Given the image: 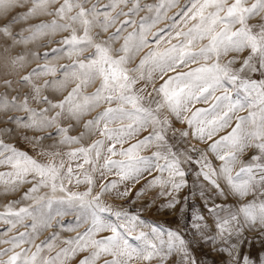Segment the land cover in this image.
<instances>
[{
    "label": "snow or ice",
    "instance_id": "6c2138e0",
    "mask_svg": "<svg viewBox=\"0 0 264 264\" xmlns=\"http://www.w3.org/2000/svg\"><path fill=\"white\" fill-rule=\"evenodd\" d=\"M89 4L90 0H31L27 12L11 22L35 15L52 17L49 22L35 25V32L21 35L19 41L9 25L0 28L14 44L27 43L37 33L66 32L58 42L66 46L72 60L60 67L62 76L42 84L38 79L55 77L57 68L37 66L20 75L16 83L29 85L27 92L13 88L12 79H3L0 122L5 127L0 128V169L4 170L0 171V186L7 193L30 184L24 199L45 201L49 206L59 191L64 195L58 202L86 211L83 223L88 225L75 238L61 241L53 233L36 243L40 231L52 227V218L38 219L28 208L16 211L9 204L0 213V221L9 226L7 232L17 225L31 231L5 233L0 244L8 247L0 248V264H69L81 253L87 254L78 264H165L173 255L179 256V264H197L190 242L179 230L150 225L139 216L102 203L105 193L128 197L143 180L136 198L158 189V196L166 200L160 207L175 209L188 185L185 166L191 169L192 165L197 166V178L207 182L214 194L238 201L234 209L217 204L206 197L202 186L199 195L206 201L216 235H208L210 226L200 212L193 213L192 228L206 242L218 239L224 245L219 250L227 254L225 264H256L241 246L247 242L245 233H257L264 241V79L249 75L259 72L264 76V0H186L183 6L179 0L146 5L140 0H110L103 6L97 0ZM20 6L19 0H0V16H11ZM175 8L179 11L169 16ZM144 9L154 12L151 23L142 18L138 30L122 38L136 24L131 17ZM122 16L126 19L120 20ZM164 20L170 21L166 28L151 32ZM150 32L156 48H149ZM162 44L167 47L161 50ZM145 48L149 51L131 67ZM58 51L61 49H53ZM25 61L23 55L5 56L0 66L14 71L23 69ZM192 64L197 66L190 67ZM48 89L62 98L45 95ZM241 111L246 115H237ZM174 121L185 129L174 128ZM77 126L82 131L71 135ZM16 129L34 133L23 138L42 159L7 142ZM169 133L186 146L178 149ZM86 137L99 138L84 145ZM189 138L207 147L198 148ZM45 140L53 143L45 146ZM210 155L220 162L218 166ZM79 170H83L82 177ZM97 172L104 182L94 192L97 182L93 174ZM108 175L117 179L108 180ZM73 181L75 186L86 184V190L72 191L68 185ZM41 188L53 195L39 196ZM184 199L186 202L187 197ZM106 212L115 215L117 222L105 220L102 214ZM27 219L32 220L31 225L24 224ZM138 228L141 230L133 235ZM105 232L110 235H101Z\"/></svg>",
    "mask_w": 264,
    "mask_h": 264
},
{
    "label": "rangeland",
    "instance_id": "374dc122",
    "mask_svg": "<svg viewBox=\"0 0 264 264\" xmlns=\"http://www.w3.org/2000/svg\"><path fill=\"white\" fill-rule=\"evenodd\" d=\"M22 6L17 7L11 16L4 17L0 16V28L9 25L10 31L13 33V36L16 40H21V35L24 37H28L35 32L34 26L40 24L42 22H49L52 17L43 16V15H35L28 17L26 19H19L17 18L15 22H11L13 17H19L27 12V9L31 5V0H19ZM97 0H90L91 3H96ZM110 0H99L101 6L104 4L109 3ZM159 0H140L141 5L146 4H156ZM180 5L183 6L186 3V0H179ZM90 4L88 6H90ZM131 3L129 4V7ZM127 8H124V11H127ZM179 11V8L172 9L168 15H173L174 12ZM154 17V12H149L147 9L140 11L137 15L132 16L131 19L136 21V24L132 27L127 28V30L122 33L123 36H126L128 32L138 30L139 23L142 18H148L147 23H151V19ZM120 20L126 19V17H120ZM170 23L168 20H164L155 25L151 29V32H156L161 28H166L167 25ZM119 26V22L117 25ZM98 31V29H96ZM114 31V28L109 29V32ZM151 32L148 34L149 40V48H156L157 45L153 42V37ZM167 33L165 32L164 35ZM68 35L66 32H57L55 34L52 33H37L34 39H30L27 43L19 42L13 43L12 37H6L3 33H0V65H2L3 58L5 56L9 58H14L18 55H23L26 57L25 67L23 69L17 68L14 71L12 70H5L2 66H0V93L5 92V87L3 85V79L9 78L13 80V88H22L23 92H27L29 89V85H19L16 83V80L19 78L20 75H25L30 72L33 68L37 66H44L48 65L50 67L57 68L56 76H42L38 79L39 83H43L44 80H55L62 76L60 71V67L62 65H68L72 62L69 59L66 51V46L62 45L58 41L62 40L64 36ZM105 36L108 34L105 33ZM123 42L121 39L117 42L116 47ZM175 43V41H173ZM167 47L166 44H162L160 46L161 50ZM5 48L8 49V52L5 53ZM149 48L143 49L138 55L135 56L131 67H135L139 60L143 57V55L149 51ZM53 49H61V51L53 52ZM48 53L47 58L44 57V54ZM35 54V55H34ZM88 55V53H85ZM72 59H75L73 57ZM197 65L192 64L190 67H196ZM234 67H239V64L234 65ZM187 71L188 69H183ZM8 71H12V74L9 76L7 73ZM252 79H264V76H261L259 72L250 73L249 74ZM94 88H89L88 91H93ZM11 93L12 89H8ZM45 95H48L50 98L53 99H60L62 98L60 94L53 92L51 89L45 90ZM66 94V92L64 93ZM220 93H217L219 95ZM233 99H236V93H231ZM242 95V93H241ZM211 103V102H210ZM34 107H38L37 105H33ZM197 107H209V104H198ZM22 115V114H21ZM95 115V112L92 113ZM237 115H246L245 111L239 112ZM90 118V117H89ZM174 128L184 130L185 125L180 124L179 122L174 121L173 124ZM5 127L4 123L0 122V128ZM14 127V126H13ZM230 129H226L229 131ZM82 131L80 126H77L70 134L71 135H78L79 132ZM27 134L28 136L34 135L31 131L25 132L24 130L16 129L10 136L7 137V142L15 145L17 149L21 151L27 152L29 155L33 156L36 159H42L37 155V153L33 150V147L30 143H28L23 136ZM223 135L224 133H220ZM143 135V134H142ZM99 137H86L83 141L84 145L90 143L91 139H98ZM170 142L175 143L178 149H183L185 147V142L180 141L178 138L173 140L171 133H169ZM218 138V137H217ZM135 142V141H131ZM189 143L195 144L196 147L205 149L207 147L206 144H201L197 141L191 140L189 138ZM44 145H50L53 143L52 140H45ZM79 145H74L73 147H78ZM128 145H125L127 147ZM67 150V149H63ZM145 155H150V152L143 153ZM214 166L219 165V161L215 160L213 156L210 155L209 157ZM247 155L244 159H247ZM113 159H121L120 157H113ZM88 166L85 165V168ZM186 170L189 172L188 176L186 177L188 181L187 187H185L180 195L179 198L181 203L176 206L175 209H168V208H161L160 205L165 203L166 200L163 197L158 196V189H150L148 190L143 196L140 198H136L135 192L140 189V187L144 184V181L141 180L139 184H136L132 188V194L125 198L118 197L115 192L105 193L102 197V203L105 205L111 206L113 210H124L129 213V215L139 216L141 219L145 220L148 224L158 225L165 229H174L179 230L184 238L190 242V250L192 255L197 261V264H225V261L228 260L227 254L222 253L219 249L223 248L224 245L220 243L218 239L215 240H208L207 242L200 238V236L195 232L192 228V215L194 212H200L206 217V223L210 226V231L208 232L209 236H215V228L213 225V219L210 217L205 208V199L201 198L199 193L203 190L206 193V197L210 196L211 200L217 204L225 205L227 207L235 208L238 206V201L235 197L229 196L227 199L223 197H219L218 195L214 194L207 182H204L202 178H197L196 176V165H192L191 169L188 166H185ZM4 169H0L3 171ZM82 177L83 170H79ZM94 178L97 182V186L94 188V192L99 191L98 185L103 183L104 181L100 179L99 173H94ZM108 180L117 179L115 175H108ZM30 184H23L17 188L15 192H5L3 186H0V213H4L6 208L9 204L12 205L13 210L18 211L22 207H26L29 211H32L34 215L38 219H48L49 217L52 218L51 223L52 227L47 228L46 230H41L40 234L36 237L35 242L41 243L49 238L53 233H57L59 236V240H65L70 238H75L78 233H82L87 224L83 223L87 213L77 207H70L67 204H61L58 202V199L62 197L64 194L60 193L59 191L55 193V197L52 204L49 206L46 204L45 201H36L33 199H24V192L30 187ZM131 187V185H129ZM68 187L72 191H85L87 188L86 184H80L79 186H75V182L73 181V185H68ZM123 185L120 186L121 190H123ZM39 196L43 197H51L53 194L50 192L48 188H41L40 192L38 193ZM185 197H187V201L185 202ZM183 208V211L181 209ZM103 218L107 221L116 223L117 219L115 215L112 213H103ZM32 220L27 219L24 221V224L31 225ZM80 223L81 226H77ZM8 225L4 224L0 221V239L6 238L5 233L7 236L16 235L18 232L23 231H31V228L28 227L27 229L23 225H17V228L13 229L11 232H7ZM73 229V230H70ZM141 229H137L133 235L138 234ZM144 231H148V228H144ZM101 235H110V233H101ZM247 237V242L242 244L241 249L244 254H250L251 258L256 261V264H261V259L264 258V241L258 238L257 233H245ZM63 246V245H60ZM8 245L0 244V248H6ZM24 247H31V245H24ZM34 250V249H33ZM87 253L79 254L74 260L69 261V264H78L79 259H81ZM7 259V257H4ZM179 256L173 255L168 258L165 264H179ZM152 264H158V261H153Z\"/></svg>",
    "mask_w": 264,
    "mask_h": 264
}]
</instances>
